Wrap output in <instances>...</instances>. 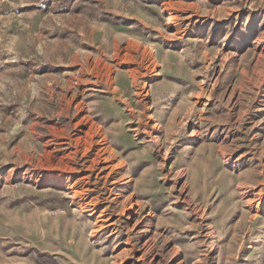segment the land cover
<instances>
[{"label":"rangeland","instance_id":"374dc122","mask_svg":"<svg viewBox=\"0 0 264 264\" xmlns=\"http://www.w3.org/2000/svg\"><path fill=\"white\" fill-rule=\"evenodd\" d=\"M0 264H264V0H0Z\"/></svg>","mask_w":264,"mask_h":264},{"label":"bare ground","instance_id":"6f19581e","mask_svg":"<svg viewBox=\"0 0 264 264\" xmlns=\"http://www.w3.org/2000/svg\"><path fill=\"white\" fill-rule=\"evenodd\" d=\"M99 153V152H98ZM53 183V182H52Z\"/></svg>","mask_w":264,"mask_h":264}]
</instances>
